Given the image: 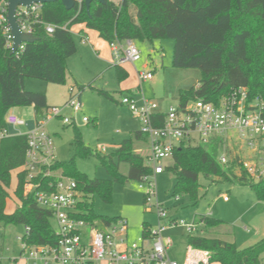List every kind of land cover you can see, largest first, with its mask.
I'll list each match as a JSON object with an SVG mask.
<instances>
[{
	"label": "trees",
	"instance_id": "1",
	"mask_svg": "<svg viewBox=\"0 0 264 264\" xmlns=\"http://www.w3.org/2000/svg\"><path fill=\"white\" fill-rule=\"evenodd\" d=\"M44 16L59 27L48 35L39 31V39L28 43L21 56L11 54L5 47L0 30V123L15 106L32 105L38 115H44L50 106L44 93L25 89L26 78L50 83L65 84L67 58L78 52L71 27L84 24L96 31L100 38L111 43L116 38H130L154 44L157 40L173 39V66L197 68L201 77L198 85L180 92V103L196 98L218 104L233 88L245 87L249 100L262 105L264 117V0H106L94 1L90 12L85 1L67 10L62 0L46 3ZM119 80L128 78L122 65H115ZM75 88V86H72ZM82 96L84 85H79ZM113 98L111 94L102 91ZM161 116L163 114L161 113ZM137 138L143 137L140 131ZM223 143L217 138L209 144H190L182 141L175 147L172 162L165 171L174 173L176 181L173 195H187L197 204L200 195V175L223 176L253 188L257 198L264 201V179L254 180L242 164L241 157H233L226 166L219 162ZM75 156H96L110 174V178H91L71 161L58 162L62 171L78 183L82 192L79 207L83 217L98 219L94 210L95 196L104 202L113 199L115 182L127 179L140 180L152 170L145 165V157L134 151V140H123L117 149L107 155L92 149L76 129ZM27 136L18 135L3 140L0 153V228L30 226L27 242L32 245H54L57 242L53 214L39 206L33 194L25 195ZM128 162V174L120 171V164ZM239 167L240 173L235 172ZM17 171L14 195L18 201L14 211L8 212L11 197L12 173ZM117 217H103L108 223ZM196 221L205 226L206 234H189L188 245L209 251L211 264H264V238L253 245L240 248L235 241L215 234L225 226V220L210 215H199ZM142 234L149 236L151 227L144 223ZM214 231H210L213 230ZM228 227L224 234H232Z\"/></svg>",
	"mask_w": 264,
	"mask_h": 264
},
{
	"label": "built area",
	"instance_id": "2",
	"mask_svg": "<svg viewBox=\"0 0 264 264\" xmlns=\"http://www.w3.org/2000/svg\"><path fill=\"white\" fill-rule=\"evenodd\" d=\"M85 0H76L82 4ZM9 0H0V30L5 47L13 50L14 35L8 21ZM45 3L34 2L19 5L16 10L17 21L24 33L36 36L39 31L48 35L55 33L59 27L44 16ZM84 42H91L88 35H82ZM112 60L115 65L132 64L135 66L139 85L154 78V70L144 63L139 70L136 63L142 59V51L133 39L116 38L109 43ZM26 48L22 43L15 51L21 56ZM121 103L129 107L140 118V132L145 137L149 148L145 165L152 172L143 176L139 188L144 191L146 200L157 213L158 225L151 228L149 236L143 234L137 241L129 239V223L126 218L117 217L110 223L98 219L83 217L86 211L79 207L82 192L77 181L67 176L58 165L53 136L46 130L49 121L59 118L66 124H76L77 116L83 112L79 92L71 86L65 105L49 106L44 115H37L33 126L9 111L0 123V153L4 139L27 136L26 160L23 171L26 173L25 195L33 194L40 207L53 214L57 242L54 245H32L27 242L30 226H24L23 234L17 236L21 257L30 264H211L209 251L188 246L183 262L171 256L173 240L164 233L172 226L185 227L191 235L200 232L201 223L194 219H171L168 209L159 201L157 177L165 172L172 159L173 151L182 141L190 144H209L217 138L237 139L242 143L247 157L242 164L249 175L256 181L264 179V117L262 105L249 100L245 87L233 88L218 104L196 98L186 104L170 105L161 110L158 101L140 95L127 93ZM65 109L71 111L64 113ZM161 113L163 116H161ZM87 116L84 122H89ZM23 126L28 129L23 130ZM100 150H105L99 147ZM231 157L226 151L219 154V162L227 165ZM178 199V197H176ZM227 201L229 198L224 197ZM4 230L0 228V240ZM28 253V255H27ZM18 256L0 255L3 261L15 262ZM7 264V263H5ZM28 264V263H27Z\"/></svg>",
	"mask_w": 264,
	"mask_h": 264
},
{
	"label": "rangeland",
	"instance_id": "3",
	"mask_svg": "<svg viewBox=\"0 0 264 264\" xmlns=\"http://www.w3.org/2000/svg\"><path fill=\"white\" fill-rule=\"evenodd\" d=\"M83 27L76 24L71 27V32L78 46V52L67 58L68 75L65 84L50 83L36 78H26L25 89L28 91L44 93L50 106H63L68 100L71 86H75V92H79V85H84L80 98L83 112L77 116L76 124H64L59 118L49 121L46 130L53 136L55 153L58 162L71 161L75 158L76 166L81 172L91 178H110L107 169L100 164L96 156H75L74 135L78 129L84 141L92 149L98 150L101 154L113 153L119 144L128 138L134 140V151L143 156L148 153L149 145L145 137L137 138L136 133L141 129L140 118L132 113L128 106L121 103L123 95L134 92L144 95L147 98L170 105L180 103V92L194 85H198L201 77L197 68H176L173 66L174 41L170 38L157 40L154 44L149 42L135 41L142 51V59L136 63L139 70H142L144 63L150 65L154 70L153 81L143 82L139 86L136 72L126 80H119L115 62L108 59L104 39L98 38L91 32L92 41L84 42L78 29ZM103 47V48H102ZM133 84L132 91L127 86ZM106 91L113 98L104 94ZM18 115L28 125H33L37 118L35 108L32 105L15 106L10 110ZM64 113L70 114L69 109ZM87 116L89 122H84L83 117ZM23 130L28 127L23 126ZM99 147L105 148L100 150ZM246 149V148H245ZM237 139L223 141L221 151L231 157H247V150ZM241 158V159H242ZM167 159L165 163H171ZM226 166V165H223ZM128 162L120 164V171L128 174ZM240 173L239 167L234 169ZM175 175L170 171L158 175L157 191L159 201L168 209L171 219H184L193 221L199 215H211L214 218L225 220V226L210 230L211 235L221 237L225 240H236L241 248L253 245L264 238V201L259 200L249 185H242L234 180L223 176L200 175V195L197 204L190 201L187 195H173ZM17 184V171L12 173V184L10 187L11 197L7 205V211L12 212L17 206V199L14 189ZM140 181L127 179L124 182H115L113 187V199L107 203L95 196L94 210L98 214V223L102 226L103 217H123L129 223V239L137 241L142 235L143 224H148L152 229L158 225V216L155 208L146 200L145 193L139 188ZM229 198L225 201L224 197ZM178 197V199L176 198ZM228 227L232 234H224ZM24 227L8 226L4 230V237L0 240V255L18 256L15 262L3 261L7 264H24L25 258L21 257L20 244L17 236L23 234ZM203 231V232H202ZM200 232L210 235L205 226H200ZM173 240L171 256L184 260L188 249L189 233L185 227L172 226L165 233ZM6 239V240H5ZM28 255V253H27ZM264 262V259H263ZM28 264L31 262L28 261ZM212 264H216L213 262Z\"/></svg>",
	"mask_w": 264,
	"mask_h": 264
},
{
	"label": "water",
	"instance_id": "4",
	"mask_svg": "<svg viewBox=\"0 0 264 264\" xmlns=\"http://www.w3.org/2000/svg\"><path fill=\"white\" fill-rule=\"evenodd\" d=\"M57 0H9V7H8V21L9 25L11 27L12 33L14 35V47L13 50L10 52L12 55L15 53V51L19 48V46L22 43H25L26 45L28 43H33L39 39L37 36H33L28 33H24L20 25L17 21L16 17V10L19 5H30L34 2H42V3H53ZM100 2L105 3L106 0H85L86 7L88 9V12H90L91 4L94 2ZM63 5L67 10H71L75 8L76 6V0H62Z\"/></svg>",
	"mask_w": 264,
	"mask_h": 264
},
{
	"label": "crops",
	"instance_id": "5",
	"mask_svg": "<svg viewBox=\"0 0 264 264\" xmlns=\"http://www.w3.org/2000/svg\"><path fill=\"white\" fill-rule=\"evenodd\" d=\"M81 25H83V27H80L79 29H78V31H79V33L81 34V36L82 35H88L89 37H90V39H91V41H92V35H91V32H93L94 34H96L97 36H98V38H100L99 37V35H98V33L96 32V31H93V30H89V29H87V28H85V25L84 24H81ZM100 39H102V38H100ZM104 46V48H106V50H107V54H108V59H112V55H111V50H110V46H109V43L107 42V44H105V45H103ZM103 48V47H102ZM126 70H127V72H128V77H129V75L131 74L130 72L132 71V72H136V69H135V66L134 65H132V64H125V65H122ZM155 73V72H154ZM136 78H137V74H136ZM154 78H155V74H154ZM154 78L152 79V80H148V81H153L154 80ZM138 79V78H137ZM148 81H144V82H148ZM139 82V81H138ZM140 86V85H139ZM134 87V85L133 84H131V85H129V86H127V89L129 90V91H132V88ZM129 93H134V92H129ZM157 101V100H156ZM159 102V104H160V108H161V110H165V109H167L168 107L165 105V103H163V102H160V101H158ZM30 127L31 126H33V125H29ZM145 156V155H144ZM229 200V199H228ZM227 200V201H228ZM226 201V200H225ZM211 216V215H210ZM202 225V224H201ZM203 232V231H202ZM202 232H199V233H201V234H203ZM230 235V234H229ZM6 240V239H5ZM229 241H235L236 242V240H229ZM237 243V242H236ZM189 246V245H188ZM173 247H174V245H173ZM173 247H172V249H173ZM241 248V247H240ZM185 255H186V253H185ZM176 259V258H175ZM185 259V258H184ZM177 260H179V259H177ZM26 263H24V264H27V261L26 260H24ZM180 261V260H179ZM180 262H183V260L182 261H180ZM216 264H219L218 262H216Z\"/></svg>",
	"mask_w": 264,
	"mask_h": 264
}]
</instances>
